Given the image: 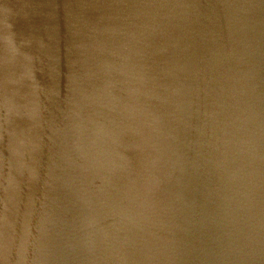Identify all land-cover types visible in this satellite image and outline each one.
Segmentation results:
<instances>
[{"label":"water","instance_id":"obj_1","mask_svg":"<svg viewBox=\"0 0 264 264\" xmlns=\"http://www.w3.org/2000/svg\"><path fill=\"white\" fill-rule=\"evenodd\" d=\"M0 264H264V0H0Z\"/></svg>","mask_w":264,"mask_h":264}]
</instances>
